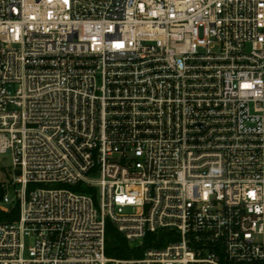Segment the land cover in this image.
<instances>
[{
    "label": "built area",
    "instance_id": "built-area-1",
    "mask_svg": "<svg viewBox=\"0 0 264 264\" xmlns=\"http://www.w3.org/2000/svg\"><path fill=\"white\" fill-rule=\"evenodd\" d=\"M0 155V264L264 262V0H0Z\"/></svg>",
    "mask_w": 264,
    "mask_h": 264
},
{
    "label": "trees",
    "instance_id": "trees-1",
    "mask_svg": "<svg viewBox=\"0 0 264 264\" xmlns=\"http://www.w3.org/2000/svg\"><path fill=\"white\" fill-rule=\"evenodd\" d=\"M0 218L5 220H16L17 210L13 215H0ZM162 243L161 245H163ZM149 247V238L145 242V248ZM143 249H132L128 241L118 232L116 227L111 223L107 222V246L106 254L111 258H132L142 256ZM252 264H264V262H257Z\"/></svg>",
    "mask_w": 264,
    "mask_h": 264
},
{
    "label": "rangeland",
    "instance_id": "rangeland-1",
    "mask_svg": "<svg viewBox=\"0 0 264 264\" xmlns=\"http://www.w3.org/2000/svg\"><path fill=\"white\" fill-rule=\"evenodd\" d=\"M10 165H11V158L7 155H0V182L4 181L5 177L9 174ZM137 245H138L137 242L133 243V246H137Z\"/></svg>",
    "mask_w": 264,
    "mask_h": 264
}]
</instances>
